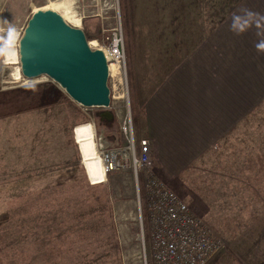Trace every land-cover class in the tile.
Wrapping results in <instances>:
<instances>
[{"label":"rangeland","instance_id":"rangeland-1","mask_svg":"<svg viewBox=\"0 0 264 264\" xmlns=\"http://www.w3.org/2000/svg\"><path fill=\"white\" fill-rule=\"evenodd\" d=\"M63 1L0 0V264H145V259L150 264L143 193L141 190L140 206L131 165L106 172L102 183H91L73 132L77 125L90 123L100 156L99 144H104L105 149L127 144L120 123L129 118L133 131L132 94L133 90L136 93L141 72L137 68L142 67L132 52L134 47H141L143 53L136 55L143 54L142 61L150 58L149 47H156L154 36L160 37L163 30L156 16L164 0H155L153 7L139 0L134 18L126 11L124 0H66V7L60 5ZM38 9H55L64 15L68 24L83 30L88 44H96L93 48L103 47L114 32L120 31L124 61L122 71L113 69L108 79V108L78 105L45 75L31 79L22 75L18 40ZM67 10L79 18V25L70 21ZM135 34L140 35L138 46L133 42ZM6 49L16 50L13 63L7 62ZM131 59L134 69L130 68ZM17 69L20 75L14 79ZM43 96L50 98L44 101ZM104 120L114 128L107 134L101 123ZM139 141L134 137L136 151ZM258 150L264 152V101L207 149L201 161L196 159L167 185L189 203L191 210L195 212L197 208V215L203 216L213 236L222 242L207 264H264V174L260 180H251L249 155L243 157ZM212 170L216 171V180H210ZM240 174L251 177L247 183L242 181L243 188L236 184ZM209 184L217 187L213 188L214 194L204 189ZM105 192L113 250L100 257L97 252L101 254L105 247H98L103 243L102 235L101 239L94 237L91 245L89 239L79 237L71 224L68 228L55 220L63 197L73 200L69 205L72 210L76 199L89 207L95 197ZM56 228L66 235L63 240L58 238ZM93 249L96 252L92 254Z\"/></svg>","mask_w":264,"mask_h":264},{"label":"crops","instance_id":"crops-1","mask_svg":"<svg viewBox=\"0 0 264 264\" xmlns=\"http://www.w3.org/2000/svg\"><path fill=\"white\" fill-rule=\"evenodd\" d=\"M140 2L124 0L132 18ZM156 17L163 30L150 58L132 52L142 66L133 134L148 140L151 171L168 185L264 101V0H164Z\"/></svg>","mask_w":264,"mask_h":264},{"label":"built area","instance_id":"built-area-1","mask_svg":"<svg viewBox=\"0 0 264 264\" xmlns=\"http://www.w3.org/2000/svg\"><path fill=\"white\" fill-rule=\"evenodd\" d=\"M100 49L103 50L107 63L116 64L117 70L122 71L124 50L120 31L114 32L108 43ZM110 76L112 74L109 73ZM120 129L127 143L123 148L113 146L105 149L104 144H99V148L106 172L131 165L140 206L142 190L148 222L150 264H207L222 242L213 236L207 222L192 212L188 202L180 199L151 174L150 144L147 139L140 140L136 151L129 118L120 123ZM141 240L144 255H147L143 233ZM147 263L145 259V264Z\"/></svg>","mask_w":264,"mask_h":264},{"label":"water","instance_id":"water-1","mask_svg":"<svg viewBox=\"0 0 264 264\" xmlns=\"http://www.w3.org/2000/svg\"><path fill=\"white\" fill-rule=\"evenodd\" d=\"M17 51L24 77H49L83 107L110 106L109 69L103 51L91 49L83 30L68 24L56 11L32 13Z\"/></svg>","mask_w":264,"mask_h":264},{"label":"trees","instance_id":"trees-1","mask_svg":"<svg viewBox=\"0 0 264 264\" xmlns=\"http://www.w3.org/2000/svg\"><path fill=\"white\" fill-rule=\"evenodd\" d=\"M55 90L57 93L60 94L61 91H59V89L55 88ZM49 98L50 96L49 97L43 96L44 101L48 100ZM101 123L103 127L105 128L103 130L104 134H107L114 129L111 122H107L104 120ZM99 132H101L100 129H99ZM251 153L253 152L250 151L246 153L243 157H245L246 155H249L248 156L249 161H248L247 167H248L249 172L253 173V176L251 178V177L242 176L240 174L241 177L236 181L237 186L240 188H243V186H241L242 181L245 180L247 183L246 179L251 178L252 180V179H256L257 177H258L257 179L260 180L262 178V174H264V152L258 150V151H255V153L253 154ZM245 162H246V158H245ZM88 187L90 189L95 188L94 186H91V185H88ZM105 197H106V192L103 194V196H99L98 198L95 197V199L91 201V205H89V207L82 206V204L84 205V203L78 198L75 200L74 208L72 210L69 208V205H72L73 200L67 196L63 197L61 202L58 203L57 205L58 206L57 211H58L59 217L58 219L55 220L57 221L58 224L62 226L68 227L67 225L71 224L74 230H78L79 237H82L83 239H86V238L89 239L90 240L89 244L91 245L93 244L94 237L101 239L100 235H102L101 243L102 242L103 243L101 245H98V247L104 246V245L105 247L101 251L102 252L101 254L99 253L100 251L97 252V254H99L100 257L110 254L111 250H113L112 231H111V226L109 222L110 221L109 213H108V207H107V202H106ZM85 204L88 205V203H85ZM57 229L58 228H56L55 231ZM63 233H64L63 231H60V232L58 231V238L60 240H63L65 238L64 236H66V235L63 236ZM89 244L87 243V245ZM60 246H65V243H61ZM94 249L92 250V254L96 252V250ZM54 257L56 256L53 253V259ZM91 261H94V260L91 259ZM261 264H263V262Z\"/></svg>","mask_w":264,"mask_h":264},{"label":"bare ground","instance_id":"bare-ground-1","mask_svg":"<svg viewBox=\"0 0 264 264\" xmlns=\"http://www.w3.org/2000/svg\"><path fill=\"white\" fill-rule=\"evenodd\" d=\"M60 5L66 7L67 1L64 0L63 2H61ZM55 9H53V10H55ZM43 10H46V9H43ZM61 14H63V13H61ZM61 16L63 17V19L67 20L64 15H61ZM66 16L70 18V21L73 24L79 25V23H80L79 18H77L74 14L70 13V11H68V10L66 11ZM7 43H10V40ZM95 45L96 44H91V45L89 44L91 49H98V48H93V47H95ZM4 55L7 57V62L9 64L13 63L14 60L17 58V53H16L15 49H6L4 52ZM116 68H117L116 64H114V63L108 64V69L110 71V74H112V70L116 69ZM19 75H20V73L17 69L15 71V73L13 74L14 79H18ZM73 134H74L76 142L78 143V146H79V150H80L81 158H82L81 161L84 165V168L86 169L87 174L89 175L91 183H93V184L102 183L105 180L106 169H105V165H104L102 156H100V154H98V150H97L96 142H95L96 139L94 140V138H95L94 137V128L92 127V125L90 123L80 124L74 128Z\"/></svg>","mask_w":264,"mask_h":264}]
</instances>
